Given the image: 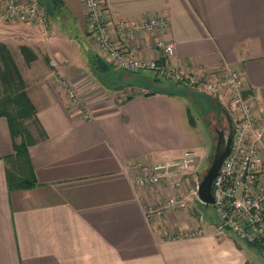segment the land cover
Returning a JSON list of instances; mask_svg holds the SVG:
<instances>
[{
	"label": "crops",
	"instance_id": "obj_1",
	"mask_svg": "<svg viewBox=\"0 0 264 264\" xmlns=\"http://www.w3.org/2000/svg\"><path fill=\"white\" fill-rule=\"evenodd\" d=\"M104 4L115 42L120 22L169 18V31L142 32L129 39L137 58L160 60L156 40L172 41L173 62L181 70H234L243 81L244 97L264 111V0ZM63 6L92 46L89 73L61 63L62 73L86 96L82 110L72 105L55 78L50 82L43 73L29 88L6 35L0 38L36 108L26 124L35 141L28 152L37 182L31 189L10 188L14 140L7 119L0 117V264H264L258 245H246L232 233L214 235L218 220L204 211L198 198H191L185 211L150 221L131 183L138 161L146 167L191 150L198 162L210 135L207 118L225 113L228 99L100 61L82 0H61L57 11ZM36 55L28 65L38 62ZM216 107L222 111L216 113ZM163 190L168 194L167 187ZM142 191L150 201L158 200L157 186Z\"/></svg>",
	"mask_w": 264,
	"mask_h": 264
},
{
	"label": "built area",
	"instance_id": "obj_2",
	"mask_svg": "<svg viewBox=\"0 0 264 264\" xmlns=\"http://www.w3.org/2000/svg\"><path fill=\"white\" fill-rule=\"evenodd\" d=\"M82 2L96 54L108 65L133 73H150L158 79L228 99L235 119L234 135L231 152L214 179L213 208L218 223L212 232L218 237L232 233L243 242L256 244L264 257V111H259L250 99L244 97L239 73L234 70L215 74L183 71L173 62L175 43L162 38L155 43L162 59L137 58L129 39L142 32L153 35L169 31V18L149 16L120 22L116 29L118 41L115 42L104 18L105 0ZM0 22L42 29L46 36L52 31L41 0H0ZM52 66L59 69L54 61ZM54 78L72 105L82 110L85 103L80 89L62 73L61 68ZM90 117L91 114L86 112L85 118ZM195 162L196 153L191 150L177 159L148 163L146 167L136 162L135 171L130 176L131 183L150 221L169 212L185 211L191 198L199 199V181L185 183ZM156 186L157 201L144 197L143 189L150 191ZM163 187L168 188V194Z\"/></svg>",
	"mask_w": 264,
	"mask_h": 264
},
{
	"label": "rangeland",
	"instance_id": "obj_3",
	"mask_svg": "<svg viewBox=\"0 0 264 264\" xmlns=\"http://www.w3.org/2000/svg\"><path fill=\"white\" fill-rule=\"evenodd\" d=\"M44 5L48 14L50 28L52 30L48 36L45 35L42 29L0 22V38L1 35H6V40L9 43L13 55L22 66V72L27 78L26 85L29 88H31L34 83V79L42 73L49 81L50 79L53 81L54 77L58 73V70L60 71V68L61 71L63 70L61 63L74 65L75 68L82 73H89L90 69H92L94 65L93 57L91 56L92 51H90V48L92 49L91 42H89V40L82 35L77 19L72 17L64 6L62 7V10H55L50 0H45ZM23 44L29 45L34 52L38 54V62L33 65H28L26 62L24 63V59L19 50L20 46ZM53 61L57 64L59 69L56 66H52ZM80 93L82 95V99L85 100L86 96L82 90H80ZM224 106L231 114L228 103ZM199 117L201 119L203 118L201 115H199ZM209 119L210 128L207 129L210 131L208 133L205 130V132L211 136H207L204 151L198 153V162H196L193 166V171L195 169L197 170L196 173L192 172L190 175L191 179L189 178L188 182L185 183L194 184L196 180L199 181L202 178L204 174V167L209 162L212 154V139L214 136H217L216 131L225 130L227 134L230 132L231 122L229 121L227 114L225 115L224 112L219 116H209ZM234 121L235 119L233 120V125L235 124ZM211 131L213 133H211ZM214 139L216 141V138ZM208 154L209 156H207ZM188 208H191V206L189 205ZM204 211L208 212L212 219L213 217H216L213 205L205 207ZM196 215L197 218H200L201 216L199 212H196ZM244 244L246 243L244 242ZM261 261L264 262L262 258Z\"/></svg>",
	"mask_w": 264,
	"mask_h": 264
},
{
	"label": "trees",
	"instance_id": "obj_4",
	"mask_svg": "<svg viewBox=\"0 0 264 264\" xmlns=\"http://www.w3.org/2000/svg\"><path fill=\"white\" fill-rule=\"evenodd\" d=\"M41 1L45 3V0ZM50 1L57 10L61 0ZM20 50L27 64L37 59L29 46L22 45ZM25 87L10 51L0 43V117L7 119L14 140L15 155L8 168V183L11 189L17 190L31 189L37 185L28 152L35 141L26 124L28 119L34 118L36 108Z\"/></svg>",
	"mask_w": 264,
	"mask_h": 264
},
{
	"label": "water",
	"instance_id": "obj_5",
	"mask_svg": "<svg viewBox=\"0 0 264 264\" xmlns=\"http://www.w3.org/2000/svg\"><path fill=\"white\" fill-rule=\"evenodd\" d=\"M227 114L229 121L231 122V129L229 134L225 130H218L216 141L214 143L212 154L209 162L204 167V174L199 180L198 184V197L199 200L206 206L209 207L215 202L213 194L214 179L217 176L223 161L230 154L233 143L234 125L232 115L228 110H224Z\"/></svg>",
	"mask_w": 264,
	"mask_h": 264
},
{
	"label": "flooded vegetation",
	"instance_id": "obj_6",
	"mask_svg": "<svg viewBox=\"0 0 264 264\" xmlns=\"http://www.w3.org/2000/svg\"><path fill=\"white\" fill-rule=\"evenodd\" d=\"M214 111H215L216 113H217V112L219 113L220 111H222V109H221V107H219V108L216 107V108H214ZM209 120H210V119H208V122H209Z\"/></svg>",
	"mask_w": 264,
	"mask_h": 264
}]
</instances>
